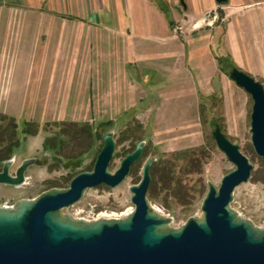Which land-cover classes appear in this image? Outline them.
I'll use <instances>...</instances> for the list:
<instances>
[{
    "label": "crops",
    "instance_id": "crops-1",
    "mask_svg": "<svg viewBox=\"0 0 264 264\" xmlns=\"http://www.w3.org/2000/svg\"><path fill=\"white\" fill-rule=\"evenodd\" d=\"M22 65L62 83L58 97L75 83L99 108L109 98L135 114L158 103L185 113L223 99L233 67L264 82V0H0V94Z\"/></svg>",
    "mask_w": 264,
    "mask_h": 264
},
{
    "label": "rangeland",
    "instance_id": "rangeland-1",
    "mask_svg": "<svg viewBox=\"0 0 264 264\" xmlns=\"http://www.w3.org/2000/svg\"><path fill=\"white\" fill-rule=\"evenodd\" d=\"M27 27L28 23L26 27L23 26L21 34L24 62L27 61L23 57L25 46L30 38ZM32 67L22 65L20 75H16L6 89L4 84L0 94V167L10 158H14L11 172H15L26 158L35 157L38 161L29 167L24 184L0 183L1 204L14 205L19 199L34 198L52 188H64L71 173L92 170L103 147L104 135L111 131L115 135L116 148L110 171L114 172L122 159L140 141H145L142 157L132 165L130 173L120 185L110 187L102 184L89 188L81 200L65 211L86 220L126 217L134 209L130 186L141 180L146 161L151 157L159 161L173 151L190 149L194 153V166L189 168L184 157L177 160L176 167V175L182 186L188 189V194L170 187L165 175V162L153 170V182L147 194L152 206L172 217V225L179 227L188 218L202 213L208 182L219 186L226 172L236 167L219 149L212 136L211 130L218 122L253 164L249 180L235 188L232 207L256 225L264 227V159L255 153L251 142L253 99L231 78L227 79V83L226 77L221 82L223 99H199L197 105L189 100L190 108L185 113L179 112V109L164 113L165 109L158 103L137 108L135 114L132 110L128 111V102L125 104L127 107H108L110 99L101 98L102 106L99 108L95 104L97 97H76L79 92L75 91V83L70 91L71 98L58 97L65 95L62 83H56L51 89L50 82L33 78ZM55 102L61 107L54 108ZM58 109L60 111L56 112ZM139 120L142 126L138 124ZM56 121L67 123L65 134L60 133L61 125L54 124ZM13 122L17 124V130H14ZM25 125L35 129L36 133L25 136ZM47 137H55L61 144L57 149H46L44 142ZM8 154L10 157L4 158ZM193 169L201 172L190 171Z\"/></svg>",
    "mask_w": 264,
    "mask_h": 264
},
{
    "label": "water",
    "instance_id": "water-1",
    "mask_svg": "<svg viewBox=\"0 0 264 264\" xmlns=\"http://www.w3.org/2000/svg\"><path fill=\"white\" fill-rule=\"evenodd\" d=\"M229 76L253 99L251 142L264 159V84L238 67ZM211 131L236 167L226 172L219 186L208 182L199 216L175 227L172 217L152 206L147 194L154 157L143 166L141 180L130 186L134 209L126 217L86 220L66 212L89 188L120 185L142 157L145 141L110 171L116 140L108 131L93 169L75 175L68 187L22 198L14 205L0 203V264H264V227L232 207L235 188L249 180L253 164L219 124ZM37 161L24 159L13 174L14 158L5 160L0 183L24 184L26 172Z\"/></svg>",
    "mask_w": 264,
    "mask_h": 264
},
{
    "label": "trees",
    "instance_id": "trees-1",
    "mask_svg": "<svg viewBox=\"0 0 264 264\" xmlns=\"http://www.w3.org/2000/svg\"><path fill=\"white\" fill-rule=\"evenodd\" d=\"M138 124L140 126H142V123L139 121H137ZM28 121H26V124L28 125ZM60 124L61 125V131L60 133H63L65 134L66 131H65V125L67 124L65 121H59V122H54V124ZM217 124H219L218 122H216ZM104 124V123H103ZM15 128L14 130H17V124H15L13 122L12 124ZM27 125H25V127L23 128V132L26 134L25 136L27 135H34L36 133V130L35 129H31L29 128ZM222 127V125H221ZM222 130H223V127H222ZM14 133V131H13ZM16 134V132H15ZM12 143H15V142H11ZM61 144V141L55 137H47L45 142H44V148L46 149H57V147ZM135 149V148H134ZM134 149L132 151H134ZM144 151H145V148H144ZM194 155V153H192V151L190 149H184V150H177V151H173L171 152L167 157H165L164 159H161L159 161H154L153 164H152V167H151V184H150V187L152 185V182H153V170H156L157 167L160 166V164L162 165L164 162H165V169H166V172H165V175L167 177V179L169 180V184H170V187H175V189H180L182 192L185 191V194H188V189L184 186H182V182L180 181L179 179V176H177V165H178V161L179 159L181 158H184L186 157V162L187 164L189 165V168L191 166H194V157H192ZM10 157V154L4 156V158H7V157ZM190 157V160H188V158ZM192 172H201L200 170H197V169H193V170H190ZM81 171H77L75 173H71V175H69L67 178H64L65 180L67 179V185L66 187H68L70 185V182H71V178H73L75 175H77L78 173H80ZM150 187H149V191H150ZM148 191V192H149Z\"/></svg>",
    "mask_w": 264,
    "mask_h": 264
},
{
    "label": "flooded vegetation",
    "instance_id": "flooded-vegetation-1",
    "mask_svg": "<svg viewBox=\"0 0 264 264\" xmlns=\"http://www.w3.org/2000/svg\"><path fill=\"white\" fill-rule=\"evenodd\" d=\"M13 166V165H12ZM12 166H11V168H12ZM2 168H3V164H2V166L0 167V170H2ZM11 168H10V171H11ZM16 170V169H15ZM13 174L15 173V172H12Z\"/></svg>",
    "mask_w": 264,
    "mask_h": 264
}]
</instances>
